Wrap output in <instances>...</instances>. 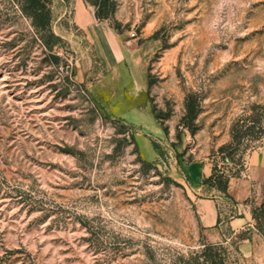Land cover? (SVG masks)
<instances>
[{"label": "rangeland", "instance_id": "374dc122", "mask_svg": "<svg viewBox=\"0 0 264 264\" xmlns=\"http://www.w3.org/2000/svg\"><path fill=\"white\" fill-rule=\"evenodd\" d=\"M83 1L95 12L100 2L115 31L136 32L147 88L131 101L146 112L126 120L97 88L105 70L73 21L75 0H49L58 63L31 19L0 0V264H186L220 243L199 211L213 196L224 219L247 224L237 237L264 239V172L253 164L264 110L220 151L264 104V0ZM193 161L240 182L239 205L228 189L196 194Z\"/></svg>", "mask_w": 264, "mask_h": 264}, {"label": "crops", "instance_id": "0c3cea01", "mask_svg": "<svg viewBox=\"0 0 264 264\" xmlns=\"http://www.w3.org/2000/svg\"><path fill=\"white\" fill-rule=\"evenodd\" d=\"M72 12L77 30H80L92 43L105 70L98 80L97 88L105 92L109 103L124 106L123 112L119 114L124 119L128 120L125 112H135L138 115L145 113V110L136 107L131 101L147 88L146 64L135 43L136 38H130L127 34L115 31L106 18H97L95 9L83 0H75ZM253 164L258 174L264 172V158L256 157ZM185 168L186 178L196 194L207 189L203 179L211 174L210 163L193 161ZM241 185L240 182L229 181L228 190L233 199L238 202L237 205L246 193ZM213 198L214 196L199 199V211L203 224L210 228L218 242L228 243L233 247L240 264H264V239L256 231H252L247 236L237 237L236 234L247 224L237 215L224 219L219 211L217 200ZM223 224L229 228L228 236L222 233Z\"/></svg>", "mask_w": 264, "mask_h": 264}, {"label": "trees", "instance_id": "16d2710c", "mask_svg": "<svg viewBox=\"0 0 264 264\" xmlns=\"http://www.w3.org/2000/svg\"><path fill=\"white\" fill-rule=\"evenodd\" d=\"M21 9L22 13L31 19V23L39 33L43 45L48 49V56L53 62L58 63L60 56L53 52L54 46L61 41L51 27L52 10L49 0H13ZM104 7V6H103ZM102 7L99 2V8L96 11L97 18L103 19L109 17L110 13ZM253 113L248 116L239 117L232 125V142L221 146L220 151L223 153L235 143L240 142L248 130L253 127L251 120L254 112L264 110V104L253 105ZM229 178L224 172H218L215 167L211 174L203 179V184L209 188H215L226 192L228 189ZM204 247L188 257L186 264H229L228 250L224 243L205 242Z\"/></svg>", "mask_w": 264, "mask_h": 264}, {"label": "built area", "instance_id": "2783aa9c", "mask_svg": "<svg viewBox=\"0 0 264 264\" xmlns=\"http://www.w3.org/2000/svg\"><path fill=\"white\" fill-rule=\"evenodd\" d=\"M129 36H130V38H136L137 34L135 31H131Z\"/></svg>", "mask_w": 264, "mask_h": 264}]
</instances>
